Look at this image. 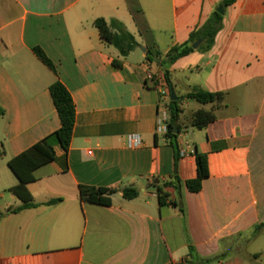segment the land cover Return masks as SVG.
Listing matches in <instances>:
<instances>
[{
    "label": "crops",
    "instance_id": "obj_1",
    "mask_svg": "<svg viewBox=\"0 0 264 264\" xmlns=\"http://www.w3.org/2000/svg\"><path fill=\"white\" fill-rule=\"evenodd\" d=\"M222 1L0 0V189L9 191L0 204V264H241L232 253L242 239L264 235V0L228 7L212 50L170 68L177 97L194 88L227 94L213 124L179 133L178 159L156 133L167 101L149 76L164 71L147 60L148 51L164 57L185 43ZM100 18L122 22L140 47L123 60L101 39ZM192 70L193 86H181L176 76ZM57 80L76 108L71 146L55 144L56 159L34 172L28 188L40 206L9 213L22 202L10 191L18 180L8 162L60 128L50 94ZM181 109L185 126L210 110L191 100ZM131 134L142 148L127 147ZM197 152L208 157L209 178L191 193ZM81 186L117 193L111 206L91 204ZM126 188L139 196L124 199ZM53 200L61 202L46 205ZM253 258L264 264V247Z\"/></svg>",
    "mask_w": 264,
    "mask_h": 264
},
{
    "label": "trees",
    "instance_id": "obj_2",
    "mask_svg": "<svg viewBox=\"0 0 264 264\" xmlns=\"http://www.w3.org/2000/svg\"><path fill=\"white\" fill-rule=\"evenodd\" d=\"M238 0H223L219 7L225 10L235 4ZM225 16L220 15L215 10L207 22L192 31L189 39L180 45L172 47L169 52L163 57L162 53H152L148 51L147 60L149 62H159L160 67L163 68L166 85L171 89V73L170 68L181 58L187 57L194 52L206 53L212 50L215 45V40L219 32L223 29V21ZM95 26L99 30L101 39L108 45L114 47L120 54L121 58L126 59L129 55L140 47L139 42L133 34H131L125 25L113 19L107 21L103 18L95 21ZM201 41V45L197 50L193 49V45ZM39 60L56 74V68L53 62L47 57L40 48L34 49ZM115 68L121 69L123 66L122 60L113 62ZM50 94L53 104L57 110L60 119V128L45 138L44 140L33 145L31 148L22 152L18 156L12 158L8 162V168L17 178L18 183L10 191L22 202V206L16 209H9V213H19L26 209L38 208L40 205L34 202L31 192L29 191V184L36 181L34 172L53 162L56 159L54 145H60L66 152L71 146L73 132L76 122V108L73 98L67 88L57 80L50 87ZM177 97V95H176ZM178 100L170 101L171 122L169 124L166 138L170 145L174 148L176 158L179 156L178 135L184 129L195 128L202 130L213 124L217 120L216 110L225 106L227 99L226 93H212L203 89L196 88L193 92L183 96L177 97ZM185 100L195 101L202 106L211 105L210 110L200 109L196 111L190 120L189 125L185 126L182 119L183 111L181 109L182 103ZM4 115V111L0 108V116ZM176 129L178 134H176ZM197 164V178L187 182V188L191 193H198L203 187V183L209 178V163L208 157L201 153H195ZM117 193L115 189L95 188V187H80L81 200L91 204H98L102 206H111V197ZM123 198L126 200H134L139 196V191L135 188H126L123 190ZM61 200H53L47 203V206H52L60 203ZM262 226L257 227V231ZM193 249L190 248L192 254ZM193 256V255H192ZM192 264V263H190Z\"/></svg>",
    "mask_w": 264,
    "mask_h": 264
},
{
    "label": "built area",
    "instance_id": "obj_3",
    "mask_svg": "<svg viewBox=\"0 0 264 264\" xmlns=\"http://www.w3.org/2000/svg\"><path fill=\"white\" fill-rule=\"evenodd\" d=\"M149 79L152 80L157 88L161 91L163 98L167 101L163 109L161 110V114L159 116L156 133L157 135H161L166 137L168 133L169 124L171 122V114H170V101H171V90L166 85L164 77L160 75L149 76ZM127 147L129 149H140L143 147V140L138 134H131L127 137ZM188 153L186 151H181V155L185 156Z\"/></svg>",
    "mask_w": 264,
    "mask_h": 264
},
{
    "label": "rangeland",
    "instance_id": "obj_4",
    "mask_svg": "<svg viewBox=\"0 0 264 264\" xmlns=\"http://www.w3.org/2000/svg\"><path fill=\"white\" fill-rule=\"evenodd\" d=\"M206 22L207 21H205L199 27L203 26ZM195 73L196 70H192L191 72L189 71L185 74H179L176 76V78H178L177 80L180 82L181 86H193L192 83L187 82L186 77L195 75ZM195 89L196 88H194L192 91H194ZM205 107L207 109H210V105H207ZM191 108L193 109L195 108V106H192ZM0 193L5 195V198L0 201V204L4 207V205L9 202V191L1 190ZM254 235L255 234H249L247 237L243 238L241 241V245L237 246L232 253L234 257L239 258L241 260V264H256L254 262L253 254L258 248L264 247V235L258 239H255Z\"/></svg>",
    "mask_w": 264,
    "mask_h": 264
},
{
    "label": "water",
    "instance_id": "obj_5",
    "mask_svg": "<svg viewBox=\"0 0 264 264\" xmlns=\"http://www.w3.org/2000/svg\"><path fill=\"white\" fill-rule=\"evenodd\" d=\"M217 12H218L220 15H225V9H224L222 6L219 7V8L217 9ZM201 43H202L201 41L195 43V44L193 45V49H194V50H197V49L199 48V46L201 45ZM141 50H142L143 52L146 51L144 48H141ZM171 99H172V100H178V98L176 97V94H175V92H174L173 89H171ZM176 134H178L177 129H176ZM151 189H152V190H156V187H155V186H152Z\"/></svg>",
    "mask_w": 264,
    "mask_h": 264
}]
</instances>
